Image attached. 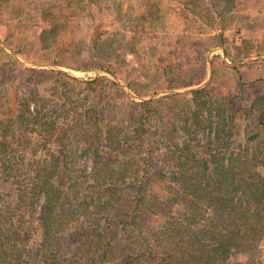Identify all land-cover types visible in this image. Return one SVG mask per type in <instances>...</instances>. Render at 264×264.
<instances>
[{
    "label": "trees",
    "instance_id": "16d2710c",
    "mask_svg": "<svg viewBox=\"0 0 264 264\" xmlns=\"http://www.w3.org/2000/svg\"><path fill=\"white\" fill-rule=\"evenodd\" d=\"M55 20L42 31L44 36H51L59 27ZM109 39L95 35L90 45L94 67H102V59L108 57L107 50L112 47ZM53 44H42L46 48L52 46V64L69 67V64L59 60L60 48ZM80 63L82 66L75 69H90L86 62ZM27 71L31 78L54 82L51 89L57 85L68 86V83L88 86L102 80L106 81L104 86L120 88L105 78L85 82L54 70ZM210 87L182 95L183 98L190 95V101L195 103V107H190L193 112L190 115L196 119L193 128L198 134L202 131V134L200 138L183 140L179 145L176 134L187 129L188 115L185 110L177 111L172 107L163 112L155 106L159 100L135 102L141 112L138 117H133L132 121L138 122L133 133L127 134L124 132L125 125H120L122 122L117 124L105 120L109 99L107 93L103 95L102 88H99L100 101L106 97L103 108L89 104V109L83 113L68 111L63 118L68 120L71 116V123L68 121V125L66 121V128L60 126L56 130L57 114L49 111L58 113L65 104L72 103L69 97L60 93L47 95V88L39 86L33 79L28 80L25 86L18 84L14 88L15 105L6 112L2 111L3 119H0V183H7L14 196L13 201L0 198V263L10 259L9 255H15L19 257L18 264H63L58 259V253L61 247L64 249L62 239L65 236L60 232H67L75 249V259L71 258L68 264H86L83 259L88 252H95L94 264H259L255 251L264 240V154L258 146L264 141L247 150L245 146L234 144L235 140L230 141L234 138L228 135V143L222 148L217 146L220 132L233 133L235 122L228 124L229 130H225L226 108L216 106L213 99L208 100L206 107L208 117H198L197 105L204 107ZM175 97L177 95L165 96L164 99L174 100ZM52 101L61 102L47 110L45 104ZM229 109H232L230 105ZM91 111L93 115L87 117ZM213 116L222 120L221 128L213 129L210 120ZM87 118L94 131L80 130L78 135H86L81 139L87 141L88 148H92V174L95 178L94 187L90 188L92 194L84 199L80 195L83 190L81 181L72 178L61 165L65 162V141H72L64 138L66 132L72 131L78 121ZM153 122L155 125L162 123L163 141L174 167L169 174V183H164L169 193L164 194L157 205L175 207L177 211L171 213L172 216L151 234L148 217L154 204L148 189L149 179L140 176L137 169L127 170V154L131 149L137 148L138 151L141 148L146 155L142 156V160L151 158L147 154L152 153L150 139ZM53 129L56 133L51 132ZM215 139L217 142L213 148ZM74 140L78 142V138ZM190 140L198 142L200 148L196 143L191 144ZM49 141L54 144L55 152L48 151L38 157L31 154L36 150L33 145L38 148ZM101 151L105 158L110 157L106 162H101L104 161L101 160ZM134 157L131 159L135 160ZM99 159L101 161L97 162ZM134 164L139 165L138 160ZM76 184H80L79 191H74ZM127 189L133 199L126 198ZM24 198L32 211L28 219L30 230L18 221L21 214L13 211V205L19 208L26 202L22 201ZM99 215L104 222H99ZM32 232L39 233L41 237L32 248L37 261H22V253L26 249L18 247L25 244L19 238L30 237ZM56 238H61V241ZM238 255L243 259L237 258Z\"/></svg>",
    "mask_w": 264,
    "mask_h": 264
},
{
    "label": "rangeland",
    "instance_id": "374dc122",
    "mask_svg": "<svg viewBox=\"0 0 264 264\" xmlns=\"http://www.w3.org/2000/svg\"><path fill=\"white\" fill-rule=\"evenodd\" d=\"M53 19H56L55 22L59 27L51 36H44L42 31L49 27ZM96 34L101 35L102 39L109 37L108 41L112 46L107 50L108 57L102 59V67H94L91 58L90 45ZM0 41L24 60L40 64H52V46L55 43L57 48H60L59 60L69 64V67L63 64L52 65L62 67L82 78L93 77L97 70L109 71L127 84L136 97H146L168 89L198 86L207 78L208 60H210L211 79L206 87H211L204 107L197 105L198 117L200 119L208 117L206 107L208 100L213 99L216 106L226 108L225 130H229V125L235 122L233 133H225L224 130L220 132L221 137L218 142L215 139L213 148L216 142L221 148L227 144L228 135L234 138L230 141L235 140L234 144L245 146L247 150L254 149L258 142L264 141V125H260L264 122V112L262 113L264 60L246 61L234 67L226 65V62L236 63L248 56L264 55V0H0ZM42 44L53 45L46 48ZM80 62H86L90 69L86 71L75 69L76 66H82ZM27 69L32 68L22 65L0 46V119H3L2 111L6 112L15 105L14 88L18 84L25 86L28 80L33 79L39 86L47 88V95L54 96L60 93L65 97L67 95L72 102L65 104L58 113L49 111L54 115L57 114L55 128L59 129L60 126L66 128V125L71 123V116H68V120L63 118L68 111L83 113L89 109V104L103 108L106 97L105 100L100 101L98 90L102 88L103 95L106 96L107 93L109 99L105 120L117 124L122 122L123 124L120 125H125L124 132L133 133V128L138 123L132 121L133 117H138L141 112V108L135 102L146 101L132 98L109 74L102 72L96 78H105L116 83L120 88L104 86L106 81L102 80L88 86L68 83V86L57 85L51 89L54 82L40 80L39 77L31 78ZM20 92L23 94L22 91ZM187 93L189 92H178L147 100H159L155 106L163 112L169 111L171 107L177 111H186L187 129L176 134L179 145L188 138H200L202 134V131L199 135L193 128L196 119L190 114L193 113L191 108L195 107V103L190 101V95L182 97ZM17 94L19 96V93ZM171 95L177 97L174 100L164 99L165 96ZM59 102L46 103L45 108L52 109L58 106ZM229 105L232 109H229ZM92 115L91 111L87 117ZM210 120L213 129L218 126L221 128L222 120H219L218 116H213ZM157 123L158 125H155L153 122L151 126L152 153L147 154L151 158L142 160V156L146 155L141 148L138 151L137 148L131 149L133 152L127 154V170L137 169L140 176L149 179L148 189L154 204L148 217L151 234L161 227L164 220L172 216L171 213L175 214L177 211L175 207L163 208L157 205L161 197L169 193L164 183L166 181L167 184L169 183L170 171L174 169L166 142L163 141L162 123ZM75 125L64 137L72 141H65L66 147L63 153L66 156L61 166L72 178L81 181L83 190L81 189L82 194H79L86 199L92 194L90 188L94 187L95 175L92 174L94 157L92 148L87 147V141L81 139L86 135H78V132L86 129L91 133L94 127L88 118L78 121ZM56 130L53 129L51 132L56 133ZM253 136V139L248 140ZM75 138H78V142L74 140ZM193 143L199 147L198 142L191 141V144ZM32 148L36 150L31 154L36 157L56 150L51 141L45 146L40 145L37 148L33 145ZM258 150L264 154V143L258 146ZM102 151L100 156L104 161L99 159L97 162H106L110 158L108 156L105 158ZM133 157L138 160L139 165L134 164L135 160L131 159ZM97 167L105 168L102 165ZM121 184L123 185L122 182ZM79 186L80 184H76L74 191H79ZM9 190L7 183H0V198L5 197L13 201L14 196L11 195L13 192ZM125 196L128 200L134 198L129 189L125 191ZM22 201L26 202L20 204L19 208L13 205V211L21 214L18 221L27 228L31 226L28 219L32 211L27 199L24 198ZM119 217L124 216L119 215ZM98 218L100 223L104 222L101 215ZM107 224L108 222L105 225ZM105 233L102 235V240ZM31 234L30 237L19 238L25 244L18 247L29 249L22 253V261H37L38 257L34 252L32 253V248L41 237L39 233ZM60 234H63L65 239H62L64 249L61 247L59 250L58 259L63 264H68L71 258L75 259L74 244L69 233L60 232ZM56 239L61 241V238ZM255 253L257 262L264 264V240L257 246ZM95 255V252L86 253L83 263L94 264ZM9 257L11 258L3 261V264H8L9 260L13 264H18L19 257L15 255ZM237 258L243 259L241 255Z\"/></svg>",
    "mask_w": 264,
    "mask_h": 264
},
{
    "label": "water",
    "instance_id": "95a60500",
    "mask_svg": "<svg viewBox=\"0 0 264 264\" xmlns=\"http://www.w3.org/2000/svg\"><path fill=\"white\" fill-rule=\"evenodd\" d=\"M0 46L2 48H4L9 54H11L13 56V58H15L18 62H20L22 65L32 68V69H48V70H54V71H59L62 72L74 79L77 80H81V81H91L94 80L98 74H101L102 72H105L107 74H109L111 76V78L118 84H120L127 92L128 94L134 98V99H139L140 101H147V100H151L157 96H163V95H167V94H174V93H178V92H191L193 90H197V89H202L204 87L207 86V84L210 82L211 79V69H210V60H208V64H209V71H208V75L206 80L195 87H189V88H182V89H168V90H163L161 92H158V94H154V95H149L146 97H136L134 96V94L132 93V91L130 90V88L128 87L127 84L121 82L118 78H116L111 72L109 71H105V70H97L95 72V75L93 77L90 78H82V77H78L74 74H72L71 72H68L67 70L63 69L62 67H57L55 65L52 64H44V63H34V62H29L24 60L23 58H21L19 55H17L13 50H11L5 43H3L2 41H0ZM224 56V55H223ZM264 60V55H252V56H248L246 58H244L243 60L236 62V63H228L226 62V65L230 66V67H234V66H238L241 63H244L246 61H251V60Z\"/></svg>",
    "mask_w": 264,
    "mask_h": 264
}]
</instances>
